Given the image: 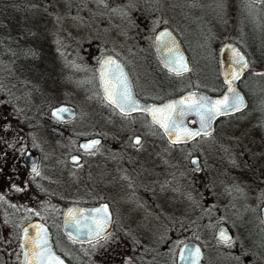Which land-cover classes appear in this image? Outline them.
Returning a JSON list of instances; mask_svg holds the SVG:
<instances>
[{
	"label": "rangeland",
	"instance_id": "374dc122",
	"mask_svg": "<svg viewBox=\"0 0 264 264\" xmlns=\"http://www.w3.org/2000/svg\"><path fill=\"white\" fill-rule=\"evenodd\" d=\"M150 3H155L152 7L159 6L161 17L141 20L142 15L138 13H145ZM244 23L253 32L264 29V0H0V34L14 36V46L27 47L22 55L12 58L2 56L0 50V148L17 152L16 136L9 144L12 134L17 133L12 127L22 130L20 118L32 116L31 121H25L32 122L34 129L27 132L29 145L26 147L40 155L41 167L53 180L47 188L54 198L45 195L43 201L31 193L22 177L23 166L17 161V227L31 212L54 221V209L60 200L76 201L81 197L114 193L122 197V192L127 191L135 193L136 201L142 206L138 208L136 204L135 210L129 206L127 213L124 201L116 198L112 207L116 218L125 220L129 226V240L146 241L151 246L158 243L161 252L167 249L171 256L179 242L193 237L205 246L206 264H244L238 256L241 255L239 248L243 246L250 254L255 214L259 216L258 208L264 203V69L257 74L249 72L239 81L250 95L249 105L239 113L216 120L207 134L192 139L188 147L170 146L157 128L143 119L140 146L117 156L99 147L86 157L98 166H107L105 174L83 181L78 173L83 162L70 164L66 160L78 138L90 134L91 126L102 121L100 106L81 99L91 92L81 81L93 73L95 59L102 48L110 47L118 53L128 47L139 51L140 45L130 44L123 33L151 31L159 25H168L186 45L196 49L197 56L192 61L196 73L193 84L214 90L215 82L199 79L205 74H216V50L221 41L231 39L244 45ZM141 72L146 77L135 76L136 88L163 81L146 69ZM160 92L163 94L165 90ZM60 101L76 107L75 117L68 123L72 128L63 135L45 130L42 111L33 112L39 103L49 107ZM110 139L108 136L105 143ZM183 152H186L184 157ZM190 153L197 154L198 168L190 166ZM55 154L63 167L53 164ZM157 155L164 157L162 169L166 167L173 174L175 190L172 193L159 194L155 184ZM41 173L40 169L38 175ZM42 204L44 207L39 208ZM47 207L49 211L45 213ZM199 210L219 217L211 234L217 223L223 221L231 227L239 224L241 216L243 234H238L226 247L238 255L217 254L207 232L193 227L191 216ZM261 224L264 228V223ZM66 244L59 245L68 253ZM130 249L136 251V246L132 244ZM244 258L246 261L247 257ZM162 264L169 263L163 260Z\"/></svg>",
	"mask_w": 264,
	"mask_h": 264
},
{
	"label": "flooded vegetation",
	"instance_id": "af4514ba",
	"mask_svg": "<svg viewBox=\"0 0 264 264\" xmlns=\"http://www.w3.org/2000/svg\"><path fill=\"white\" fill-rule=\"evenodd\" d=\"M152 4H155V3L149 4L147 11H145L146 14L143 13V11L138 13L142 15V17H140L141 20L146 19L147 21H153L156 18L161 17L159 16L160 11H161L159 6L154 5V7H152L151 6ZM163 25H159L154 30H151V31L134 30V31H128V32L123 33L122 34L124 35L123 38H125V40H128L130 44L134 42L140 45L139 51H135L132 48L128 47L123 53H118L117 51H115L114 49L110 47L102 48L101 50L102 52L95 59V62L93 65L94 66L93 73L89 75V77L86 76L84 77V79H82L81 84L85 87H90L91 92H90V95L81 96V99L84 101H90L91 103H95L99 105L100 106L99 112L102 116V121L99 124H96V123L93 124L91 126L93 130L91 131L90 134L86 135V136H91V135L100 136V143L96 146V148L88 149V150L80 149L78 146V143H77L78 140H77L76 147L71 148L68 151V154L66 155V160L70 164H75L80 161L83 162V165L78 170L79 177L82 176L83 181L84 179L85 180L90 179L92 176L106 173L105 170H107L106 169L107 166H98L96 165V162H94L92 159L90 160L87 159L92 153L97 151L99 147L107 151L115 152V154L113 155L117 156L122 151L132 150V148H136L141 145L137 142H133L132 139L134 136H136V139L140 141L142 137V133L139 130L143 126V122H142L143 119L146 120L148 123L152 124L155 128H157V130L163 136L158 126L149 120L145 111L133 110L129 112H122L118 110L115 106H113V104L110 103L109 100L105 98L99 86L98 76L96 72V64H97L99 57L102 54L109 52V53H112L115 57H117L120 60V62L122 63L128 75V78L130 81V87H131L133 95L143 101L160 102L167 97L178 95L181 92L187 89H190V88H198V89L204 90L211 94L218 93L222 90L224 84H223V81L221 79V76L218 70V63H217L218 47L216 50V65H217L216 74L215 72L209 75L205 74V76L204 75L202 76V79H199L202 82L209 80L211 81L210 83L212 84L213 82H215L216 85L214 86V88L216 89L209 90V88L206 86L193 84V77L196 76V73L193 71L192 61H194L195 56H197L195 55L196 49L194 47H191L190 45H186L184 41L182 40V38L178 35V33H176L168 25L166 26H168L173 31V33L175 34V36L177 37L181 45L183 52L185 53L188 66H187V71H183V70L177 71V70L168 68L167 66L164 65L163 60L161 59V56H159V54L157 53L154 47L155 30L158 27L163 26ZM166 45L169 46V43H166ZM99 49H101V47H99ZM162 54H164L163 58L165 60L169 59L173 61L177 58L176 54H174L172 51H170L169 53L162 52ZM115 65L110 66V67L114 68ZM144 69H146L150 75L160 77V79H162L163 81L158 85H151V86L136 88L134 84V78L135 76L146 77V74L141 72V70H144ZM132 70L134 71V74L132 73ZM244 71L242 75L237 79L236 83L238 87H240L239 86L240 78L244 77L243 76ZM178 81L180 83H178ZM191 85H195V86H191ZM167 89H170V90L167 91ZM159 90L160 91L165 90V93L163 94H161V92L158 93ZM67 103H70V102H67ZM52 105H50L46 109V112H45V130L49 129L50 131H53L55 134L61 133L63 135L66 131H69L68 129L69 127L72 128L71 126H69L68 123L74 119L76 112L74 116L70 118H65V119L53 118L49 113V109ZM247 106H248V98H247L246 106L241 110H244ZM75 110H76V107H75ZM241 110L234 112V113H238ZM234 113H230L227 115H231ZM223 116H226V115H223ZM187 123L190 125L194 124L192 117L187 118ZM33 131H34L33 127L25 128L26 133L27 132L31 133ZM207 133L199 134L196 137L207 134ZM86 136H82V137H86ZM108 136L111 139L109 140V142L105 143ZM163 138L165 139L164 136ZM194 138L184 140L179 143H170L166 139L165 140L168 143H170V146L174 148L175 147L182 148V147H188L189 142ZM147 146L155 147V145H152V146L147 145ZM25 148L26 147H24L22 151ZM22 151L18 156L17 152L13 150H8L3 147L0 148V197H2V199H0V264H17L18 263V233H19V227H20V226L17 227V224H16L17 223L16 210L18 207L17 195L19 194L18 180H17V175H16L18 160H20V163L22 164L23 170H24L22 177L28 183L31 193H34L35 195H39L43 199V201H45V195L46 196L51 195L54 198V194L50 193L49 188H47V185L49 184V182H52L53 180H51L49 176L45 174V168L41 167L42 162H41L40 155L36 152L38 154L36 171H28L25 163L21 159ZM185 153L186 152L182 153L183 157ZM71 154L78 155V160L76 162H71L69 160V156ZM191 154L193 153H190L189 156ZM53 158H54L53 159L54 165L63 167L62 165L63 163L57 154H55ZM156 159H157V163L159 164L157 165L154 161L155 163L154 167L156 168L155 173H156V179H157L155 180V184L158 185V190H160L159 194L163 195L167 191H169V193H172L175 190V187L173 185V177H172L173 174L170 169L166 170L165 169L166 167L162 169V166H164V164H162L164 161V157L162 155L158 156ZM46 162L47 161L45 160V164ZM40 169L42 173L39 176L37 173H39ZM88 187L90 188V186ZM122 194H123L122 197L117 196V194L115 193L112 195L100 194L96 196L95 198L81 197L79 198V200L68 201L66 203H63L62 205L56 202L58 207L54 209L56 213L55 218H54L55 223L53 219H51L52 229L46 222L49 228V231H50L51 244L54 250L58 252L61 256H63V258H65L69 264H162L163 263V252H161L160 244L154 243L151 246L150 243L146 241H136L135 242L127 238L129 235L130 228L126 224V222H124L125 220H118L116 218V214L114 213V210L112 207L113 200L116 198L117 200H123L124 204L126 205L127 213H128L129 206H132V209L135 210V208L133 207L136 204H138V208L142 205L140 201H136L137 195L135 193L123 191ZM99 201H105L111 210L112 220H111L109 229L105 233L100 234L94 238L87 239V240H73V239L68 238L62 232L60 228V214H61V211L64 205L69 202H78L81 204H95ZM44 204H42V206L40 205L39 208H43ZM46 210L49 211L48 207L45 209V213H47ZM258 214H259V208H258ZM255 216H256V223L253 224L252 226L253 227L252 236L249 242L250 247H251L250 254L243 246L239 248V250H241L240 251L241 255H238L235 250L226 249V247H229L230 244L233 243L232 242L234 241L233 238H236L238 234L240 235L243 234L241 230V223L243 219L241 218V216L238 217L239 224L237 223L234 226L231 225V227L227 225L231 231L230 239L217 240L213 237V234H212V237H213L212 242L214 245L213 248L217 249L216 253L220 254L223 252H234L243 260L244 264H264V228L261 224V223H264V220L261 218L260 214L259 216L255 214ZM191 222H193L192 216H191ZM195 240L201 246V249H202L201 260L203 264H206L205 259H204V255H205L204 247L205 246L201 242H199L197 239ZM60 243H67L66 245H68V253H65L62 250V248L59 245ZM132 244L133 246H136V251H131L130 245ZM178 245L174 253L171 256L170 254L168 255L170 256L169 264H175V256H176ZM243 254L244 256H242ZM245 256L247 257L246 261L244 258Z\"/></svg>",
	"mask_w": 264,
	"mask_h": 264
},
{
	"label": "water",
	"instance_id": "95a60500",
	"mask_svg": "<svg viewBox=\"0 0 264 264\" xmlns=\"http://www.w3.org/2000/svg\"><path fill=\"white\" fill-rule=\"evenodd\" d=\"M161 34H166V35L162 36ZM166 43H169V46L166 45ZM154 47L157 53L159 54V56H161V59L163 60L164 65L167 66L168 68L175 70L179 68V65L174 64L173 63L174 60L173 61L169 59L165 60L163 58L164 54H162V52L169 53L170 51H172L174 54H176V57H182L183 64L188 66L187 58L181 48L179 41L177 37L175 36V34L173 33V31L168 26L163 25V26L158 27L155 30ZM234 52L239 53V56L243 57V61L246 65H248L249 63L248 56L239 47V45L235 41L230 40V39L222 41L219 44L218 50H217L218 70H219V74L224 84L220 92L211 94V93H208L198 88H190V89H187L181 92L178 95L167 97L160 102L143 101L133 95L131 87H130V81H129L128 75L122 63L120 62V60L117 57H115L112 53L107 52V53L102 54L99 57L97 64H96V72L98 76L99 86L102 90L103 95L108 100L107 95L104 91V84L101 79L102 64L104 61L109 60V59L115 61V64L119 66V72H117L116 74L119 75L120 72L123 73L122 79L124 83L126 84L127 91L130 93L132 100L135 102L136 110L145 111L149 120L158 126V128L161 130L165 139L170 143H174L173 141H176V137L178 133L175 131H166L163 127L160 126V124L155 123L153 121L152 116L149 114L148 111H146V109L162 107L166 104L174 103V102L183 100L187 97H192L194 100H199L201 97H204V98H207V100L214 101L217 99H223L225 95H231L228 92L229 84L226 81L231 79L230 74L232 73L233 70H236L239 73V77L242 75L243 71L245 70V68L241 67L240 64L235 63V60L237 59V57L234 55ZM236 82H237V79L232 81L231 87L234 88L235 92L242 98V104L240 105L238 109H229L226 112H222L221 114L214 116L210 121H208L206 127L202 126L200 122V117L197 116L194 112H189L187 115H184L183 117L177 116L176 117L177 122L183 128H187L190 131L203 134V133L209 132L213 128L214 122L219 116L234 113V112H237L243 109L247 104V98L244 92L241 90V88L237 86ZM113 106H115L118 110L122 112L133 111L132 108L128 105H125L123 108H121L117 104H113ZM206 107H208L207 104H205V108ZM62 108L67 109V111L59 112L58 116L53 115L54 112H57L59 109H62ZM75 112L76 110H75L74 105L71 103L64 102V101L53 104L49 109L50 115L53 118H57V119L70 118L74 116ZM188 117H192L194 121L193 125H190L187 123ZM196 136L197 135L192 136V137L182 136V138L179 141H176L175 143H179L184 140L194 138ZM132 140L133 142H137L136 136H134ZM93 141H98L100 143V136L91 135V136L81 137L78 139L77 143L80 149L86 150L81 146L85 144H90ZM98 144H96L94 148H96ZM21 159L25 163L28 171H33V168L36 169V165L38 161V154L36 152H33L31 149L26 147L22 151ZM69 160L71 162H76L78 160V155L71 154L69 156ZM188 162L190 166H192L193 168H197L199 166V158L197 154L195 153L191 154L188 158ZM104 206L107 207L108 223H107V227L100 234L105 233L109 229L111 220H112L111 210L105 201H99L95 204H81L78 202H69L65 204L60 214V228L62 232L68 238L73 239V240H87V239L98 236L96 235L94 230L92 231L89 230V226L91 225V218L96 215V213H94L93 210L102 208ZM69 210H71V213H72L71 216L69 215ZM81 213L83 215H81ZM259 214L261 218L264 220V204L260 205ZM33 226H39L44 229L43 235L47 239V247L51 250L53 255H55L59 260L63 262V264H69L68 261L65 258H63V256H61L58 252H56L54 248L52 247L49 228L46 222L38 217H31L25 220L19 227L18 263L17 264H26L25 253H28V259H32L33 253L38 251L34 243V241L38 239V236H37L38 229ZM24 229H27V237L25 236ZM221 233H223L224 236L228 237V239L231 238V231L228 228L227 224H225L224 222L217 223L213 228V237L215 239L225 240L221 236ZM182 241L184 243L183 244L179 243L178 248H177V252L175 256V264H191L190 258L189 259L180 258L181 248H183L185 245H187L188 248L191 250L199 249V258L196 261V264H203L201 260L202 249H201L200 244L193 238H186ZM183 255L188 256L189 255L188 251L186 250L183 253ZM32 264H37V261L33 259ZM41 264H43V262H41Z\"/></svg>",
	"mask_w": 264,
	"mask_h": 264
},
{
	"label": "snow or ice",
	"instance_id": "6c2138e0",
	"mask_svg": "<svg viewBox=\"0 0 264 264\" xmlns=\"http://www.w3.org/2000/svg\"><path fill=\"white\" fill-rule=\"evenodd\" d=\"M166 35V34H161ZM234 55L237 57L235 63L240 64L241 67L246 68L247 65L243 61V57L239 56V53L234 52ZM174 64L179 65L177 71L183 70L187 71V66L183 64V58L177 57L174 61ZM115 65V61L109 59L103 62L102 71H101V79L104 84V91L107 95V98L110 103L117 104L121 108L125 105H128L132 108V110H136L135 102L132 100L130 93L127 91L126 84L124 83L122 76L123 73L120 72L119 75L116 73L119 72V66L115 65V67H110ZM231 75V79L226 81L229 84L228 92L231 95H225L223 99L217 100H207V98L201 97L199 100H194L192 97H187L183 100L166 104L162 107L146 109L149 114L152 116L153 121L155 123L160 124L166 131H175L178 133L176 137V141H179L182 136L184 137H192L195 135H199L198 132L190 131L187 128L181 127V125L177 122L176 117H183L187 115L189 112H194L197 116L200 117V122L202 126H207L208 121H210L214 116L221 114L222 112H226L229 109H238L242 104V98L235 92V89L231 87L232 81L239 78V73L236 70H233ZM205 104L208 107L205 108ZM67 109H59L57 112H54V116H58L59 112H65ZM176 141H173L174 143ZM98 141H93L90 144L82 145L84 149H92L98 144ZM137 143L139 141L137 140ZM33 171H36L33 168ZM38 174V173H37ZM19 191V189H18ZM2 199V197H0ZM95 216L91 218V225L89 226V230H94L96 235H99L104 229L107 227L108 223V214L107 207L104 206L99 209H94ZM69 215L71 216V210H69ZM81 215H83L81 213ZM38 229L37 236L38 239L34 241L37 252L33 253L32 259H28V253H25L26 264H32V260L35 259L37 264H63L61 260H59L55 255L52 254L51 250L47 247V239L43 235L44 229L39 226H33ZM25 236L27 237V229H24ZM221 236L228 240V237L224 236L221 233ZM27 242V241H26ZM181 244L184 242L181 241ZM188 251L189 255L185 256L183 253ZM181 259H191V264H196V261L199 258V249L191 250L185 245L181 248Z\"/></svg>",
	"mask_w": 264,
	"mask_h": 264
},
{
	"label": "trees",
	"instance_id": "16d2710c",
	"mask_svg": "<svg viewBox=\"0 0 264 264\" xmlns=\"http://www.w3.org/2000/svg\"><path fill=\"white\" fill-rule=\"evenodd\" d=\"M254 32L256 34H254ZM254 32L248 30L247 27L245 26V23L243 24L242 36H243L244 45H242V46H240L239 44L238 45L241 47V49L246 53V55L249 58V63H248V66L246 67V69L244 71V75H246L249 72H253V73L257 74L258 70L264 69V29L262 31L261 30H255ZM13 37L14 36H7L6 34H0V50L2 51V54H3L2 56H10L12 58L15 55H22L21 53L25 50V48H27L21 44H17L16 46H14V38ZM3 51H5V52H3ZM239 86H240V84H239ZM241 89H242V87H241ZM243 92L245 93L247 98L248 97L250 98V95H248V93H246V91L243 90ZM248 105H249V99H248ZM45 106H46L45 103H39V104H37V106L33 112L42 111L41 112L42 116L45 119V112H46L48 105L46 107ZM241 111H243V110H241ZM234 114H236V113H234ZM231 115H233V114H231ZM222 117L223 116H221L219 118H222ZM32 118H33L32 116L20 118L23 121V123L21 124L23 129L33 127V124H31L32 122H30L29 124L27 122H25V121H31ZM12 128H13V130H17V133H15V135L12 134L11 141L9 142V144L12 143L13 136H16L17 138H16L15 144L17 146V154L19 155L21 153L22 147H26L29 145L28 136H27V133L23 131V129L18 131L17 126H13ZM19 129H21L20 126H19ZM66 202H68V201H66V200L65 201H63V200L58 201V203L61 205L63 203H66ZM31 217H38V218L42 219L43 221L47 222L48 225L50 226V228L52 227L51 218L49 219L47 216H45L41 213L31 212L29 214V216L27 217V219L31 218ZM217 218L219 219V217L211 215L210 211L200 212V210H199V211L194 212L192 214L193 227L195 226L197 228V230L198 229L199 230L200 229L205 230L207 232V234L210 236L209 238L211 240H213V237L211 234V228L215 224V222L217 221ZM191 238H193V237H191ZM164 250H166V251L163 252V260H165V262H167V263H170V256H168L169 250H167V249H164Z\"/></svg>",
	"mask_w": 264,
	"mask_h": 264
}]
</instances>
